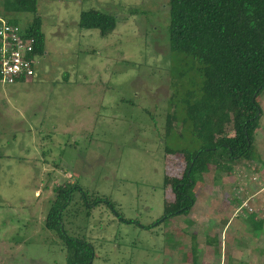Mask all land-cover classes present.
Segmentation results:
<instances>
[{
  "label": "rangeland",
  "instance_id": "rangeland-1",
  "mask_svg": "<svg viewBox=\"0 0 264 264\" xmlns=\"http://www.w3.org/2000/svg\"><path fill=\"white\" fill-rule=\"evenodd\" d=\"M2 1L1 17L22 29L32 20L5 14ZM167 7L168 0H37L45 48L36 77L0 85V264H66L62 240L44 222L64 184L84 192L73 193L63 230L92 245V264H219L220 249L203 242L229 219L227 264H264L256 245L264 237V89L252 159L210 164L189 214L147 228L174 198L183 154L200 147L190 123L166 133L181 83L201 86L191 60L169 51ZM88 10L115 17V30L103 38L80 29ZM177 111L180 121L185 112ZM225 135L233 136L231 125ZM96 196L113 208H91Z\"/></svg>",
  "mask_w": 264,
  "mask_h": 264
},
{
  "label": "trees",
  "instance_id": "trees-1",
  "mask_svg": "<svg viewBox=\"0 0 264 264\" xmlns=\"http://www.w3.org/2000/svg\"><path fill=\"white\" fill-rule=\"evenodd\" d=\"M2 8L5 14L33 16L23 29L16 19L0 17L19 28L22 39L32 37L35 40L33 56H42L45 36L36 11L37 0H3ZM167 8L169 51L191 60L189 69L195 70L201 86L195 89L181 83V93L171 98L176 109L167 115L166 133L174 132L175 123L181 126L190 123L191 135L200 147L183 154V175L173 178L170 185L174 198L165 201L163 217L148 229L189 214L196 200L193 189L201 181L199 176L209 172L210 164L252 159L254 135L261 118L257 96L264 89V0H168ZM77 25L82 30H98L105 38L115 30L116 19L88 10L80 13ZM185 72L177 75L182 77ZM171 74L176 76L170 69ZM194 84L197 83L191 80L190 85ZM177 106H182L185 112L180 121ZM229 125L232 137L225 135ZM75 190L84 193L77 184L54 188L45 228L56 232L62 240L66 264H92L95 258L92 245L67 236L63 230V217ZM102 202L112 207L105 197L98 196L89 206L94 209ZM191 249L195 251V247Z\"/></svg>",
  "mask_w": 264,
  "mask_h": 264
},
{
  "label": "built area",
  "instance_id": "built-area-1",
  "mask_svg": "<svg viewBox=\"0 0 264 264\" xmlns=\"http://www.w3.org/2000/svg\"><path fill=\"white\" fill-rule=\"evenodd\" d=\"M35 40L23 38L17 26L0 18V84H16L36 77Z\"/></svg>",
  "mask_w": 264,
  "mask_h": 264
},
{
  "label": "crops",
  "instance_id": "crops-1",
  "mask_svg": "<svg viewBox=\"0 0 264 264\" xmlns=\"http://www.w3.org/2000/svg\"><path fill=\"white\" fill-rule=\"evenodd\" d=\"M231 222V220L229 219V220H227V222H226V224L221 228V229H218L216 232H215V230H212L211 231V233L208 235V236H206L207 238L205 239V241L203 242V245H206V244H212L213 246L215 245V247H218L219 249H220V258H219V260H220V263L219 264H227V261H226V258L227 257H223V255H226L225 254V250L227 249V244H228V242H227V240L228 241H230L231 240V238L230 237H228V239H226V235L224 234L225 233V231H226V233H227V231H229V229H230V226L231 225H229V223ZM232 224V223H231ZM170 231H172V230H170ZM203 231H204V235L207 233L206 231H205V229H203ZM172 233V232H171ZM223 233V234H222ZM219 234V235H218ZM203 235V236H204ZM225 235V236H224ZM203 236L201 237H198V238H194V240H195V245H199L198 247H201L200 246V242H202V238H203ZM219 241V242H218ZM225 241V243H223ZM179 242V241H178ZM197 242V243H196ZM233 242V241H232ZM257 243H256V245L258 246V249H262V248H264V237H260L259 239H258V241H256ZM177 243V242H176ZM199 243V244H198ZM215 243V244H214ZM234 245H235V243H233ZM198 247L196 248V249H198ZM242 247L244 248L245 247V245L244 244H242ZM246 250H247V248H246ZM191 253V251L190 252H188V253H186V254H190ZM244 253V256L246 255V257L248 258V260L249 259H251L252 257H254L253 255H249L250 253L249 252H247L246 253V251L245 252H243ZM247 255H249V256H247ZM245 257V259H247ZM214 258L213 257H210L209 258V261H212ZM262 259V258H261ZM215 262V261H214ZM264 262V261H263ZM168 264H173V262L172 261H169V263ZM185 264H190L189 262L187 263V260L185 261ZM192 264V263H191ZM203 264H208V263H206V262H203ZM249 264H251V263H249Z\"/></svg>",
  "mask_w": 264,
  "mask_h": 264
}]
</instances>
